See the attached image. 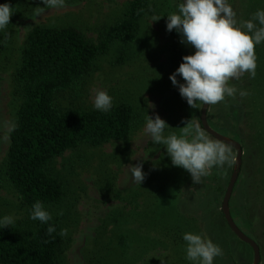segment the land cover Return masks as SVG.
Segmentation results:
<instances>
[{
	"label": "rangeland",
	"instance_id": "obj_1",
	"mask_svg": "<svg viewBox=\"0 0 264 264\" xmlns=\"http://www.w3.org/2000/svg\"><path fill=\"white\" fill-rule=\"evenodd\" d=\"M131 1L65 0L64 7L46 9L38 17L34 16V10L44 7L41 0L8 2L14 13L7 28L0 31V217L12 215L15 223L27 225L35 222L29 218L30 209L22 205L4 175L9 147L7 128L14 122L20 103L13 75L27 34L37 26L74 27L98 43L101 34L121 19ZM249 1L228 0L238 22H242ZM179 2L155 0L166 15L176 11ZM175 35L183 55L193 54V48L182 44L180 35L176 32ZM171 43L170 34L160 22L145 18L137 43L128 49L114 45L108 54L99 57L84 78L81 89L75 93L81 96L82 107L94 109L95 91L106 90L113 97V105L127 102L133 106L135 124L125 141L66 152L52 164V172L65 188V198L59 205L45 206L61 229L69 230L61 255L62 264H117L123 260H135V264H161V260L166 264H190L185 259V242L171 243L161 235L165 222L174 220L184 223L180 224L177 235L203 233L223 249V255L216 257L214 264L253 262L251 248L238 242L220 216L236 151L226 146L232 153L231 162L214 167L212 174L197 184L189 172L171 164L163 145H154L151 136L143 133L147 114L153 118L158 114L168 123L166 135L179 134V128L186 126L187 121L198 126L200 123L203 103L198 102L196 108H191L169 79L175 72L168 64ZM250 78L246 72L239 80L229 81L247 95L241 96L237 91L235 96H225L223 101L209 105L207 122L217 133L243 145L241 182L233 189L230 212L236 226L257 241L260 264H264V190L260 180L251 177L258 155L264 149V97L260 94L262 86L253 84ZM177 79L181 82L182 78ZM69 100L64 97L60 102L65 105ZM236 106L242 110L239 119L235 115L239 113ZM229 133L234 138L228 136ZM141 162L146 175L138 185L132 180L129 165ZM154 199L159 201L156 206L152 205ZM60 210L63 215L57 214ZM154 211L159 213L157 221L163 223L152 222L157 218L152 217ZM174 226L177 225L167 228ZM121 244L126 245L125 253Z\"/></svg>",
	"mask_w": 264,
	"mask_h": 264
},
{
	"label": "trees",
	"instance_id": "obj_2",
	"mask_svg": "<svg viewBox=\"0 0 264 264\" xmlns=\"http://www.w3.org/2000/svg\"><path fill=\"white\" fill-rule=\"evenodd\" d=\"M9 1L0 0V4ZM258 9H264V0H250L244 8L241 21L251 19ZM166 16L155 0H132L121 19L101 34L98 43L89 40L74 27L37 26L30 30L13 75L15 94L20 103L14 115L16 128L9 133V147L4 161L6 180L23 206L30 209L37 200L44 205H59L64 200L65 188L52 172L51 166L66 152L84 147L100 148L130 137L135 124V112L130 103L115 104L109 112L102 113L82 107L79 100L81 96L75 93L81 89L84 78L89 75L99 57L108 54L114 45L128 49L137 43L145 18H161L156 22L166 29ZM168 33L172 38L168 64L170 70L175 71L184 55L174 30ZM127 49L122 51V60ZM255 53L257 66L250 82L262 86L260 94L264 97V43L256 46ZM64 97L70 99L69 104L60 102ZM236 112H239L235 113L236 119H239L242 110L236 106ZM262 114L264 117V106ZM199 126L203 129L200 123ZM228 136L233 137L231 134ZM255 140L258 138L255 137ZM242 168L236 185L241 182ZM251 177L258 178L264 190V149L258 155ZM158 203L154 199L152 205ZM230 215L232 217L231 212ZM158 216V211H154L152 217L157 218L153 223H163L157 221ZM220 216L222 223L230 230L221 213ZM174 221L165 222L166 226L163 227L166 228L161 235L171 243L182 242V237L176 231L181 230L180 224L184 223ZM49 224L56 227L51 235L47 233L49 225L39 221L30 225L14 223L0 229V264H62L65 237L59 235L61 227L56 220L52 219ZM169 225L177 226L167 228ZM251 238L257 243L254 237ZM125 240L122 241L124 244ZM238 242L249 248L240 240ZM119 246L125 253L126 245ZM117 264H135V260H123Z\"/></svg>",
	"mask_w": 264,
	"mask_h": 264
},
{
	"label": "clouds",
	"instance_id": "obj_3",
	"mask_svg": "<svg viewBox=\"0 0 264 264\" xmlns=\"http://www.w3.org/2000/svg\"><path fill=\"white\" fill-rule=\"evenodd\" d=\"M41 2L44 7H35V17L41 16L46 9L65 6V0ZM13 13L9 3L0 4V31L10 24ZM166 18L167 31L175 30L181 37L180 42L194 49L193 54L182 57L179 67L169 77L191 108H196L198 102L217 104L225 96H235L237 91L241 96L247 95L229 81L239 80L246 72L255 76V48L264 43V9H258L251 19L238 22L228 0H180L176 11L170 12ZM159 19L153 17L152 22ZM93 107L107 113L113 107V97L106 90H96ZM149 107L154 108V105L149 104ZM145 120L143 133L151 136L154 145H163L171 164L189 172L194 183L199 184L203 177L212 174L214 167H222L232 160L231 150L224 143L213 140L194 123L187 121L186 126L179 128V134L171 132L166 135L165 130L170 126L158 114L154 118L147 114ZM15 128L16 124L10 122L7 131L11 133ZM129 167L133 182L141 185L146 175L142 170L143 163ZM57 214L63 215V211ZM29 218L48 224L49 235L56 231L55 225L49 224L52 213L39 200L31 206ZM14 223L12 215L0 217V229ZM68 232L63 228L59 235L67 237ZM182 239L185 259L190 264H214L215 258L223 255V249L203 233L184 232ZM161 264L166 262L161 260Z\"/></svg>",
	"mask_w": 264,
	"mask_h": 264
},
{
	"label": "water",
	"instance_id": "obj_4",
	"mask_svg": "<svg viewBox=\"0 0 264 264\" xmlns=\"http://www.w3.org/2000/svg\"><path fill=\"white\" fill-rule=\"evenodd\" d=\"M194 50V49H193ZM209 109V105L203 104L201 114H200V124L203 130L210 135L215 140L224 143L226 146L233 148L236 151V158L234 161V167L231 174V178L229 181V184L227 186L226 192L224 194V198L222 201L221 211L223 214V217L232 231V233L236 236L238 240L243 242L244 244L248 245L252 252H253V262L252 264H260V251L257 244L250 239L248 236H246L234 223L231 215H230V209H229V201L233 193V189L235 187V184L237 182L238 176L240 174L241 166H242V157H243V150L241 145L235 141L232 140L226 136H223L216 131H214L207 122V112Z\"/></svg>",
	"mask_w": 264,
	"mask_h": 264
}]
</instances>
